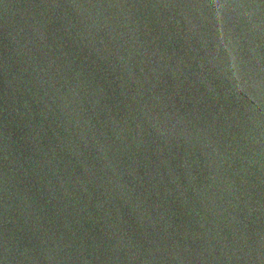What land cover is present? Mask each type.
Segmentation results:
<instances>
[{"label":"water","instance_id":"water-1","mask_svg":"<svg viewBox=\"0 0 264 264\" xmlns=\"http://www.w3.org/2000/svg\"><path fill=\"white\" fill-rule=\"evenodd\" d=\"M0 264H264V0H0Z\"/></svg>","mask_w":264,"mask_h":264}]
</instances>
